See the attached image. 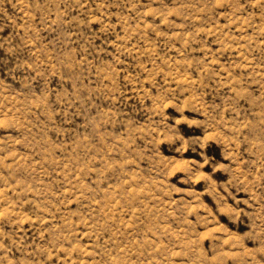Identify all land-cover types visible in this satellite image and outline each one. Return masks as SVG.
I'll list each match as a JSON object with an SVG mask.
<instances>
[{"label":"rangeland","instance_id":"374dc122","mask_svg":"<svg viewBox=\"0 0 264 264\" xmlns=\"http://www.w3.org/2000/svg\"><path fill=\"white\" fill-rule=\"evenodd\" d=\"M0 264H264V0H0Z\"/></svg>","mask_w":264,"mask_h":264}]
</instances>
